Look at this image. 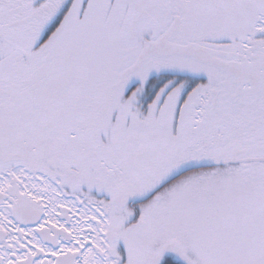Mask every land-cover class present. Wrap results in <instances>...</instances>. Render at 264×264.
I'll list each match as a JSON object with an SVG mask.
<instances>
[{
  "label": "snow or ice",
  "instance_id": "1",
  "mask_svg": "<svg viewBox=\"0 0 264 264\" xmlns=\"http://www.w3.org/2000/svg\"><path fill=\"white\" fill-rule=\"evenodd\" d=\"M0 264H264V0H0Z\"/></svg>",
  "mask_w": 264,
  "mask_h": 264
}]
</instances>
